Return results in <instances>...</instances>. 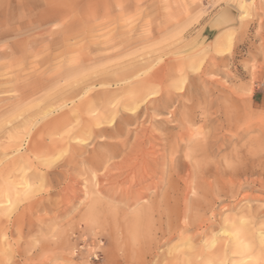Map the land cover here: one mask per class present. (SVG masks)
I'll return each mask as SVG.
<instances>
[{
    "label": "rangeland",
    "instance_id": "rangeland-1",
    "mask_svg": "<svg viewBox=\"0 0 264 264\" xmlns=\"http://www.w3.org/2000/svg\"><path fill=\"white\" fill-rule=\"evenodd\" d=\"M0 264H264V0H0Z\"/></svg>",
    "mask_w": 264,
    "mask_h": 264
},
{
    "label": "bare ground",
    "instance_id": "bare-ground-1",
    "mask_svg": "<svg viewBox=\"0 0 264 264\" xmlns=\"http://www.w3.org/2000/svg\"><path fill=\"white\" fill-rule=\"evenodd\" d=\"M241 6V5H240ZM230 16H232V15H230ZM231 18V17H230ZM231 20V19H230ZM229 40V42H230V38H228ZM102 122V121H101ZM68 124V123H67ZM66 126V125H65ZM143 151V150H142ZM150 152H152V151H150ZM142 154V153H141ZM146 154V153H145ZM141 159V158H140ZM142 160V159H141ZM144 161V160H143ZM138 166V165H137ZM259 232V231H258ZM235 238V245H234V247H237V248H240V252L241 253H247V251L250 249L248 246H249V244L247 245L246 243H241V241H240V237H237V235L234 237ZM244 245H247V248H245L244 247Z\"/></svg>",
    "mask_w": 264,
    "mask_h": 264
},
{
    "label": "snow or ice",
    "instance_id": "snow-or-ice-1",
    "mask_svg": "<svg viewBox=\"0 0 264 264\" xmlns=\"http://www.w3.org/2000/svg\"><path fill=\"white\" fill-rule=\"evenodd\" d=\"M56 159L58 160V159H60V157H56ZM236 235H237V237H239V233L238 232L236 233ZM241 243L243 244L242 241H241ZM244 247L247 248V245H244Z\"/></svg>",
    "mask_w": 264,
    "mask_h": 264
}]
</instances>
